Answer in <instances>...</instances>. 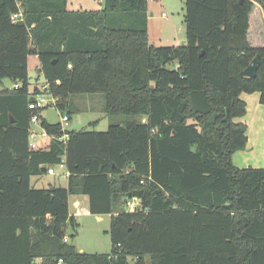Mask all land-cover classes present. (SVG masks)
Here are the masks:
<instances>
[{
    "label": "trees",
    "instance_id": "obj_1",
    "mask_svg": "<svg viewBox=\"0 0 264 264\" xmlns=\"http://www.w3.org/2000/svg\"><path fill=\"white\" fill-rule=\"evenodd\" d=\"M67 5L0 0V84L16 86L0 89V264H264V168L233 163L247 144L240 95L264 105V0H185L180 47L149 43L147 0ZM31 55L43 89H29ZM255 57V77L242 76ZM41 94L68 122L76 97L101 95L111 123L63 130L29 110ZM32 116L51 138L44 149L29 147ZM61 164L66 188L31 186ZM75 195L110 216L109 253L63 241L67 226L77 234Z\"/></svg>",
    "mask_w": 264,
    "mask_h": 264
},
{
    "label": "rangeland",
    "instance_id": "obj_2",
    "mask_svg": "<svg viewBox=\"0 0 264 264\" xmlns=\"http://www.w3.org/2000/svg\"><path fill=\"white\" fill-rule=\"evenodd\" d=\"M185 0H147V29L149 43L155 47L175 46L180 47L186 43L185 24L183 22ZM82 8H79V5ZM68 10H100L103 8V0H68ZM150 14L152 16H150ZM264 14V10H263ZM164 15V16H163ZM39 61L36 56H29L28 59V77L29 89L33 91L34 88H41L45 85V79L39 73ZM13 83L9 80H3L0 84V89L12 88ZM42 97L50 101L51 97L46 94H41ZM103 98L101 95L95 96H79L74 99L75 112L71 114L70 120L66 126L63 127L67 131H79L82 129L89 131L104 132L108 129L111 123L103 110ZM65 113H60L52 102L45 107L42 116L50 123H61V116ZM117 122L115 118L111 120ZM39 124L31 125L34 136V142L37 149L42 148V141L50 140V137H44V131L41 132ZM56 175H47L43 183L52 181L55 178L60 182L65 180L64 176H59L63 173V168L56 167ZM41 186H46L42 184ZM129 211V208H126ZM78 223L77 234L71 237V227L67 226L65 235L67 242L73 245L78 251L89 254H104L109 253L111 249L109 226L110 216L103 215L101 220H98L90 213L80 215L76 218ZM130 263L135 264L136 260L129 258ZM144 264H149V258L143 260Z\"/></svg>",
    "mask_w": 264,
    "mask_h": 264
},
{
    "label": "crops",
    "instance_id": "obj_3",
    "mask_svg": "<svg viewBox=\"0 0 264 264\" xmlns=\"http://www.w3.org/2000/svg\"><path fill=\"white\" fill-rule=\"evenodd\" d=\"M79 5V4H78ZM82 8V5H79ZM83 10V9H81ZM74 11V10H73ZM150 16H152L150 14ZM240 98L246 103V115L237 119V122L244 123L247 126V144L243 151H238L233 155V163L236 167L244 168H264V105L259 103V94H241ZM42 134V130H39ZM44 137H49L45 134ZM42 141V148H46L51 141ZM40 148V149H42ZM57 167V166H56ZM56 167H54V175H56ZM63 168V173L59 176H64L65 180L60 182L55 178L52 181L43 183L42 179H45L48 174H42L40 176H34L30 179V184L35 189H51V188H66L67 187V172L63 164L59 165ZM46 184V186H41ZM69 212L72 216L78 218L80 215H86L89 213L88 198L82 195H75L69 197ZM96 217V216H95ZM101 220L102 217H96ZM77 221V220H76Z\"/></svg>",
    "mask_w": 264,
    "mask_h": 264
},
{
    "label": "built area",
    "instance_id": "obj_4",
    "mask_svg": "<svg viewBox=\"0 0 264 264\" xmlns=\"http://www.w3.org/2000/svg\"><path fill=\"white\" fill-rule=\"evenodd\" d=\"M21 16L20 13L18 14H13L11 16V20L16 21L19 17ZM164 16V15H163ZM13 89L16 88V86L12 87ZM52 102L53 104L55 103L54 99H50V101L45 100L42 95L36 96L33 101H30L28 108L29 110H38V109H42L45 108L47 106H49V103ZM68 123V117L67 116H61V124L62 126H66ZM33 124H39L38 118L37 116H32L31 118V125ZM64 130V129H63ZM37 135L35 133H33L32 129H30V140H29V147L31 149H37L35 142H34V136ZM67 139V135L64 134L62 135V137L59 138L60 141H65ZM48 174L50 175H54V169H48L47 171ZM142 183V181H141ZM138 201L139 199L133 198L132 200L128 201L126 203L127 208H129L130 211H133L135 209V207L138 205ZM67 237L64 238V242H67ZM31 264H50V263H44L42 262L41 259H35L31 262ZM58 264H61V261L58 262Z\"/></svg>",
    "mask_w": 264,
    "mask_h": 264
},
{
    "label": "water",
    "instance_id": "obj_5",
    "mask_svg": "<svg viewBox=\"0 0 264 264\" xmlns=\"http://www.w3.org/2000/svg\"><path fill=\"white\" fill-rule=\"evenodd\" d=\"M257 68H258V57H255L252 60L251 64L241 72V75L247 78H253L256 75ZM33 99L34 98H31L30 101H33ZM9 118H10V123L15 122V120L12 118L11 115L9 116ZM41 172L45 174L46 169L42 168ZM142 193H143L142 190H134L133 192H131V197L140 199L142 196ZM135 264H142V262L138 260Z\"/></svg>",
    "mask_w": 264,
    "mask_h": 264
}]
</instances>
